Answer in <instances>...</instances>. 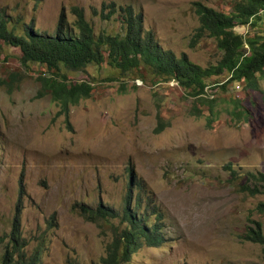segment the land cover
I'll return each instance as SVG.
<instances>
[{
	"label": "rangeland",
	"instance_id": "rangeland-1",
	"mask_svg": "<svg viewBox=\"0 0 264 264\" xmlns=\"http://www.w3.org/2000/svg\"><path fill=\"white\" fill-rule=\"evenodd\" d=\"M197 1L229 12L237 0H0V19L19 33L54 34L62 24L76 28L81 9L97 36L115 35L125 33L131 7L163 49L207 68L223 51L208 34L196 38ZM261 17L256 31L264 33ZM22 57L0 39V79L8 82L0 85V256L17 224L39 264H96L141 198L139 214L149 208L146 224L161 222L165 241L145 240L130 264H264V245L246 237L250 219L264 227V185L257 194L245 188L255 185L251 172L264 171V75L252 94L239 82L224 89L227 75L215 76L197 101L151 70L141 77L107 63L65 69L95 85L68 117L43 89L51 69ZM98 208L112 211L110 222L93 216Z\"/></svg>",
	"mask_w": 264,
	"mask_h": 264
},
{
	"label": "trees",
	"instance_id": "trees-1",
	"mask_svg": "<svg viewBox=\"0 0 264 264\" xmlns=\"http://www.w3.org/2000/svg\"><path fill=\"white\" fill-rule=\"evenodd\" d=\"M41 3L42 0H36V4ZM195 7L200 19L196 38L201 39L208 34L216 39L217 46L223 51L219 63L207 68L193 62L187 54L177 57L173 51L163 49L153 33L144 30L143 14L131 7L126 11L124 34L97 36L93 26L86 20L84 12L76 9L78 16L76 28L62 24L54 34L40 29L37 33L31 30L19 33L17 27H10L4 19H0V39L20 47L24 64L34 62L51 69L52 76L41 77L43 89L61 103L62 110L68 117L73 104H78L82 98L91 97L95 93V85L88 80H72L65 69H85L90 64L101 66L107 63L120 72L138 70L141 77H145L146 70H151L155 76L178 80L197 101L203 99L207 87L211 86L209 85L211 78L215 76L227 75V79L219 84L224 89L234 82L241 83L247 94H252L253 89H260L259 77L264 75V33L256 31V27L261 21V13L264 12V0H237L233 10L229 12L217 10L201 1L195 2ZM240 24L245 27L252 26L254 33L244 36L237 30ZM6 83H8L6 79H0V85ZM206 101L207 104L214 102ZM210 108L213 113L214 108L212 106ZM235 114L238 116L241 112L236 110ZM249 176L250 182H254L255 185L246 184L245 188L252 194L261 192L258 184L264 185V171L251 172ZM132 184L133 182L130 186ZM134 184L140 187L141 181L136 179ZM133 200L137 207H134V211L126 208L124 212L128 226L117 233L115 240L108 246L106 255L96 264H130L132 253L145 240L150 246H159L165 241L163 235L159 233L161 222H155L148 227L146 221L151 215L148 213L149 208L139 214L138 211L142 210L141 198ZM131 202L132 199L128 196L127 205L129 206ZM97 210L93 216H100L107 223L110 222L109 216H114L110 209ZM259 210L264 213V202L259 204ZM154 211L159 213L156 207ZM161 216L159 213L157 219ZM250 220L254 226L249 227L247 239L264 245L262 222ZM27 244L16 224L6 251L0 256V264H39V253L29 255L26 250Z\"/></svg>",
	"mask_w": 264,
	"mask_h": 264
}]
</instances>
